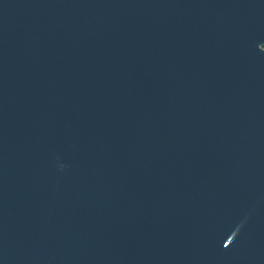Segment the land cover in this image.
<instances>
[{
    "label": "water",
    "instance_id": "1",
    "mask_svg": "<svg viewBox=\"0 0 264 264\" xmlns=\"http://www.w3.org/2000/svg\"><path fill=\"white\" fill-rule=\"evenodd\" d=\"M0 264H264V0H0Z\"/></svg>",
    "mask_w": 264,
    "mask_h": 264
}]
</instances>
